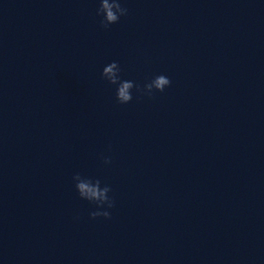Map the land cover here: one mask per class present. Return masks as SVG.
Instances as JSON below:
<instances>
[{
  "label": "clouds",
  "instance_id": "9594fccd",
  "mask_svg": "<svg viewBox=\"0 0 264 264\" xmlns=\"http://www.w3.org/2000/svg\"><path fill=\"white\" fill-rule=\"evenodd\" d=\"M97 16L102 17L100 20L101 27L107 29L110 25L119 22L122 16L128 14V9L123 7L121 0H100L99 7L96 11ZM121 69L118 62L113 61L103 67L101 78L109 84L116 86V100L119 104H128L132 101V90L135 88L138 92L152 96L154 90L163 92L165 88L171 85V80L161 74L155 76L150 82L143 85V88L131 80L121 79ZM104 163H111L109 157L104 158ZM76 191L79 197L95 205L96 210L89 213L92 219L103 217L111 218V213L107 209L114 207V200L110 197L111 187L107 184L101 186L100 179L83 176L79 172L72 177Z\"/></svg>",
  "mask_w": 264,
  "mask_h": 264
}]
</instances>
